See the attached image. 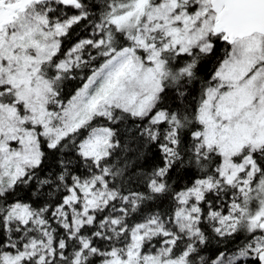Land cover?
Returning a JSON list of instances; mask_svg holds the SVG:
<instances>
[{
	"label": "snow or ice",
	"instance_id": "snow-or-ice-1",
	"mask_svg": "<svg viewBox=\"0 0 264 264\" xmlns=\"http://www.w3.org/2000/svg\"><path fill=\"white\" fill-rule=\"evenodd\" d=\"M0 264H264V0H0Z\"/></svg>",
	"mask_w": 264,
	"mask_h": 264
}]
</instances>
